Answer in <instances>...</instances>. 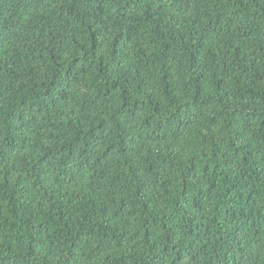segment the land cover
<instances>
[{"label": "trees", "instance_id": "16d2710c", "mask_svg": "<svg viewBox=\"0 0 264 264\" xmlns=\"http://www.w3.org/2000/svg\"><path fill=\"white\" fill-rule=\"evenodd\" d=\"M0 264H264V0H0Z\"/></svg>", "mask_w": 264, "mask_h": 264}]
</instances>
